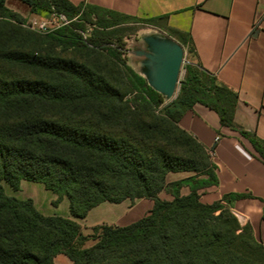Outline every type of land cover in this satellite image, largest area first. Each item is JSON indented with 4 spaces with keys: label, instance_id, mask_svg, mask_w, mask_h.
Listing matches in <instances>:
<instances>
[{
    "label": "trees",
    "instance_id": "1",
    "mask_svg": "<svg viewBox=\"0 0 264 264\" xmlns=\"http://www.w3.org/2000/svg\"><path fill=\"white\" fill-rule=\"evenodd\" d=\"M20 1L36 14L88 18L100 12L107 16L100 21L105 28L114 17L127 18L67 0ZM23 22L0 0V67L28 71L7 78L0 70V264H55L60 254L72 264H249L247 249L264 261V246L251 225L241 226L233 214L231 204L240 196L202 203V192L219 184L217 167L211 152L179 125L201 104L264 158V141L235 122L236 93L188 66L177 100L159 112L163 97L129 66L142 91L141 102L133 105L115 87L126 83L123 70L110 80L94 64L46 49L56 43L90 54L110 50L125 66V44L99 32L84 40L74 29L68 41L60 35L42 39L23 29ZM171 173L192 176L168 182ZM22 181L56 194L54 205L67 198L76 219L104 202L148 199L154 207L129 226H96L85 235L73 219L45 216L32 199L5 192L3 182L19 191ZM183 188L190 194L183 196ZM164 191L172 201L160 198ZM90 240L95 244L86 247Z\"/></svg>",
    "mask_w": 264,
    "mask_h": 264
},
{
    "label": "crops",
    "instance_id": "2",
    "mask_svg": "<svg viewBox=\"0 0 264 264\" xmlns=\"http://www.w3.org/2000/svg\"><path fill=\"white\" fill-rule=\"evenodd\" d=\"M67 1L76 7L148 19L177 43L182 44L181 38L187 39L194 65L238 95L236 124L264 141V0ZM179 125L212 153L217 167L219 184L202 192V203L212 205L228 195L240 196L232 202V211L247 218L246 224L251 225L264 246V158L248 138L222 126L219 115L201 104L187 111ZM190 176L191 173H171L168 182ZM181 193L187 196L190 189L183 188ZM160 198L173 200L165 191ZM27 199H32L37 210L45 215L43 201ZM65 199L52 205L58 207ZM153 207L154 202L148 199L120 204L104 202L86 218L76 219L71 216L69 205V213L63 218L73 219L89 235L96 226H129L148 215Z\"/></svg>",
    "mask_w": 264,
    "mask_h": 264
},
{
    "label": "rangeland",
    "instance_id": "3",
    "mask_svg": "<svg viewBox=\"0 0 264 264\" xmlns=\"http://www.w3.org/2000/svg\"><path fill=\"white\" fill-rule=\"evenodd\" d=\"M7 8L10 13L19 14L24 22L20 24V26L32 33L38 34L42 39H50L56 36L62 37L64 41H68V38L74 37V35L69 31V29H74L82 34L83 39L86 40L87 37H90L92 33L99 32L104 33L109 36L112 42L117 44H125L124 51H122V60H126L128 65H122L116 59L115 55L110 50H103L100 51L98 54H90L84 50L74 49L70 46L64 45H56V43H51V46H48L49 53L53 56H61L64 58L74 59L76 61H81V63H89L94 64L96 67H99L102 73H104L110 80L116 79L118 75V70H123L125 80L122 86H119L116 82L115 87L120 90L122 93H127L125 97V102L130 104L141 102L140 96L142 91L140 86L137 85L134 76L129 68L131 66L130 63V54L127 52L130 49V46L135 42H141L142 37L147 34H151L153 32H159L156 28L157 23L152 22L151 20L144 19V18H121V17H114L110 20V24L108 28L100 22L101 19H104L105 15L97 12L88 18H84L81 14L76 17H68L66 19L69 21V24H64L60 19L55 17V14L49 13H41L36 14L34 13L30 7L25 5L20 0H9L7 2ZM45 26L46 29L42 28ZM184 51H185V60L186 63L184 64L180 79L184 81L186 75V68L188 66H195L193 55L190 52V48L187 44H180ZM91 56H96L91 58ZM114 64H118V67L115 68ZM118 68V69H117ZM0 70L4 72L5 77L11 78L18 73L26 74L28 71L21 70L18 68L13 67H4ZM118 81V79H117ZM181 85L178 87L177 92L174 98L170 101H164L162 106L158 109L159 112H165L173 102H175L180 94ZM3 186L5 192L9 196L16 197L17 199H27L33 197L45 203L44 213L45 215H53V216H60L65 217L67 213H69V201L65 199L58 207L52 205L53 200L57 198V196L45 189V187L40 183L30 182V181H22L21 182V189L19 191H14L13 188L7 183L3 182ZM89 235H93V231L91 230L88 232ZM95 244L94 240H90L86 243V247H91ZM246 257V260L249 261V264H264V261L258 255L255 256L250 250H246L243 252ZM56 264H69L71 261L65 255H57Z\"/></svg>",
    "mask_w": 264,
    "mask_h": 264
},
{
    "label": "water",
    "instance_id": "4",
    "mask_svg": "<svg viewBox=\"0 0 264 264\" xmlns=\"http://www.w3.org/2000/svg\"><path fill=\"white\" fill-rule=\"evenodd\" d=\"M127 52L130 63L137 74L146 79L148 85L159 93L164 101L174 98L183 84L181 71L186 63L183 47L162 32L144 35L141 42H135ZM241 226L247 222L242 214L233 211Z\"/></svg>",
    "mask_w": 264,
    "mask_h": 264
},
{
    "label": "built area",
    "instance_id": "5",
    "mask_svg": "<svg viewBox=\"0 0 264 264\" xmlns=\"http://www.w3.org/2000/svg\"><path fill=\"white\" fill-rule=\"evenodd\" d=\"M55 17L57 19H60L62 22H64V24H69V21L66 19V17L64 15H58V14H55ZM42 28L46 29L45 26H42ZM219 140V138L217 139V141ZM212 154V153H211Z\"/></svg>",
    "mask_w": 264,
    "mask_h": 264
}]
</instances>
